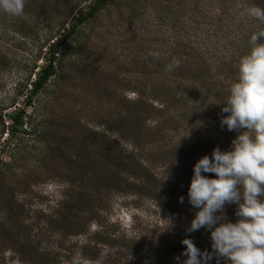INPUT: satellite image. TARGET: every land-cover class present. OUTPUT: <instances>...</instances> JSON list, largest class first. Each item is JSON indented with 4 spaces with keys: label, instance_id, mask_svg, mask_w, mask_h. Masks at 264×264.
Returning <instances> with one entry per match:
<instances>
[{
    "label": "rangeland",
    "instance_id": "374dc122",
    "mask_svg": "<svg viewBox=\"0 0 264 264\" xmlns=\"http://www.w3.org/2000/svg\"><path fill=\"white\" fill-rule=\"evenodd\" d=\"M92 1L25 0L21 16L0 10V264H69L67 258L79 253L86 237L96 236V223L88 225L86 235L71 236L53 232L49 224L63 211L68 182L77 174L78 161L85 155L84 161L92 160L87 151L99 153L106 145L113 146L117 137L122 138L124 133L111 130L116 122H123L119 124L123 132L128 125L137 127L145 119L144 126L149 127L151 107L158 104L153 102L169 87L183 90L189 108L186 117L194 121H187V130L183 123L175 132L176 142L183 148L177 150L174 173L169 175L157 169L158 165L151 172L181 178V184L189 186L194 173L188 168H194L204 155L211 158L217 146L229 150L222 141V146L213 142L206 152V110L203 114L190 106L201 94L192 89L190 80H195L196 86L206 85V69L195 74L187 67L172 72L165 69L174 59L189 54V46L219 43L220 47L249 31V23L244 22L249 7L246 2L263 6V1L116 0L61 45L56 76L30 99L31 83L46 66L50 45L61 40L67 16H78ZM151 53L158 54V59ZM158 72L168 80L164 87L151 86L149 79L157 78ZM177 78L187 83L181 87ZM152 88L157 97L143 105L137 102L142 96L146 100ZM225 93H217L218 103L228 99ZM201 105L205 108L206 101ZM23 107L26 134L9 141L7 115ZM103 133L105 138L99 136ZM198 138L205 144L201 150L185 147L186 140ZM122 141L121 147L129 148V142ZM98 172L101 178L105 171L101 168ZM202 174L216 178L213 173ZM183 198V204L169 216L144 192L115 193L105 197L100 218L129 237L141 234L152 240L170 230L184 234L197 209L189 204V198ZM237 207L225 206L233 223L239 219ZM184 236L199 238L204 251H212L208 230L201 228ZM180 253L176 252L175 258ZM175 261L182 263L181 257ZM210 262L217 264L216 257ZM219 264L230 262L220 258Z\"/></svg>",
    "mask_w": 264,
    "mask_h": 264
},
{
    "label": "trees",
    "instance_id": "16d2710c",
    "mask_svg": "<svg viewBox=\"0 0 264 264\" xmlns=\"http://www.w3.org/2000/svg\"><path fill=\"white\" fill-rule=\"evenodd\" d=\"M115 1L93 0L87 9L78 16L71 17L70 14L67 16L63 23L61 40L50 45V56L47 64L41 68L31 83L33 88L30 91V99L38 95L48 81L56 76V60L61 45L73 39L82 26L93 20L99 12ZM262 1L261 4L264 3V0ZM246 3L250 7L248 3L251 1ZM259 7L264 8V4ZM245 10L247 12V9ZM246 15L244 22L249 23V31L235 35L232 40L222 42L220 47L219 43L206 47L189 46L187 48L189 54L178 59L180 62L179 69L187 67L194 71V74L203 68L206 69V75H203L206 79V85L196 86L195 80H190L194 82L192 89L201 93L194 100V105L193 102H190V106L201 109L203 114L206 110V152L214 146L213 142L221 144L222 141L223 147L225 145L230 150L231 141L238 134L236 131H228L226 126L221 128V117L228 114L221 112L225 105L221 101V104H217L219 99L216 100V98L218 92H227L225 94L229 96L230 86L237 78L239 60L250 50L251 35L264 30V22ZM65 26L66 28H64ZM157 75V78L148 77L151 86H166L168 80H164L163 73L160 76V72H158ZM177 79L179 81L182 78ZM185 83H187L185 80H181L180 86H184ZM183 94V90L169 87L168 90L160 93L158 102H153L158 104L151 107L153 115L151 119L153 121L149 127L144 126L145 119L137 127L134 125L128 127V125L123 132V128L119 127V124L123 122H116L111 130L114 133H124L122 138L117 137L113 146L106 145L99 153L91 155L87 151L86 154H89L90 159H92L90 161L88 159L84 161L86 155L79 159L77 174L73 180L68 182V196L67 201L63 202V211L49 224L53 232L66 233L71 236L86 235L88 225L96 223L98 226L96 236L86 237L84 245L79 249V253L83 257L96 261L102 252H107L108 255L103 260V264H176L175 254L185 250L186 246L181 243L185 238L192 239L195 246L202 252L204 251L199 238L184 236L187 233L186 230L184 234L170 230V232L167 231L152 240H146L141 234L126 236L116 230L113 223L105 224L100 218V214L104 211L102 203L105 197L115 193L140 194L144 192V194L152 197L163 210H166L169 216L173 215L176 208L181 204L179 202L180 197L188 198L190 184L189 186L182 185L181 178L175 176H167L166 178V176L161 177L159 174L151 172L155 165H158L157 169L168 174L174 173L176 169L175 156L178 148H183V146H179L176 142L177 135L175 132L177 127L183 123L187 130L189 124L187 121H194L188 120L186 117L189 108L188 103L183 101L185 99ZM146 97V100L144 96L140 97L137 102L143 105L147 100L149 101V98L157 97V90L155 88L150 89ZM204 101H206L205 108L201 105ZM26 103L30 105L29 100ZM7 119L10 122L6 128L10 133L9 141L17 135L26 134L25 107L8 114ZM126 120L130 121L131 118ZM99 136L105 138L104 133ZM122 140L129 142V148L121 147ZM184 145L189 149L201 150L205 144L198 138L186 140ZM186 159H190V156H187ZM101 168L105 172L99 178L100 172L98 170ZM68 170L71 171V169ZM188 171L192 173L193 168H188ZM181 253L180 257L183 261L186 257L182 256ZM72 260V258H67L69 264H72ZM209 264H211L210 261Z\"/></svg>",
    "mask_w": 264,
    "mask_h": 264
},
{
    "label": "clouds",
    "instance_id": "9594fccd",
    "mask_svg": "<svg viewBox=\"0 0 264 264\" xmlns=\"http://www.w3.org/2000/svg\"><path fill=\"white\" fill-rule=\"evenodd\" d=\"M25 0H0V10L10 16L24 13ZM247 14L264 22V8L250 6ZM264 30L253 33L250 50L238 63L237 78L230 86L221 117V128L236 131L230 150L217 146L201 157L193 168L188 202L197 209L187 232L204 228L210 232L212 251H201L192 239L185 238L182 264H217L224 258L230 264H264ZM158 59V54L151 53ZM174 59L166 71L179 67ZM221 104V103H217ZM243 130V131H240ZM202 173H213L209 178ZM167 178V176H166ZM241 200L243 202H241ZM179 202L183 204L184 198ZM236 204V222H231L225 206ZM171 226V222H170ZM107 252L96 261L77 253L72 264H103ZM179 261L180 257L177 256Z\"/></svg>",
    "mask_w": 264,
    "mask_h": 264
}]
</instances>
